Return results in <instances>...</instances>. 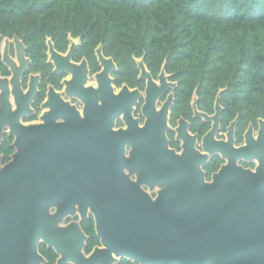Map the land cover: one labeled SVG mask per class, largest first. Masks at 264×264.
<instances>
[{
    "label": "flooded vegetation",
    "instance_id": "flooded-vegetation-1",
    "mask_svg": "<svg viewBox=\"0 0 264 264\" xmlns=\"http://www.w3.org/2000/svg\"><path fill=\"white\" fill-rule=\"evenodd\" d=\"M48 40L54 52L50 50ZM31 44L32 46L28 45L15 34H0V167L11 159L16 150L14 141L17 135L20 139L24 138L20 133H15V123L33 124L34 129L30 134L33 163H38L39 169L45 168L43 173L47 177L44 180L48 181L47 184L53 189L51 196H75L74 193L77 192L69 189L80 187L81 184L75 185L68 179V165L76 163H72L74 155H77V164L83 165L81 151L85 145L93 147L107 158L115 155V149L123 144L124 140H130L120 135L117 130L126 128L125 120L129 116L142 127L146 120L144 111L148 109H144L147 79L139 77L138 60L143 61L151 78L157 83L164 62L156 74H153L143 56H131L137 69L135 71L124 64L121 57L118 58L114 39L110 40V46L107 48L103 41H94L91 33L75 35L70 31L50 32L44 36L41 53L37 52L35 41H31ZM69 51L70 56L66 57ZM164 72L168 85L156 99L155 110L161 109L168 94L172 92L166 130L169 147L180 152L184 143L183 132L187 130L190 141L194 137L193 145L196 150L203 153L208 151V159L201 165L208 182L224 167V173L219 178L223 181V193H229L230 190L238 193L230 186V182H235L240 187L241 182L248 183L253 180L260 181L252 185L254 191L264 193V177L256 178L239 173L240 168L256 172L258 166L264 176V116L249 110L244 102L234 106L227 101V97L222 98L225 88H218L212 99H208V88H205L204 95L197 94L198 84L193 80H187L188 85L182 82L185 86L182 85V92L176 97L179 80L174 78L175 72H167L165 69ZM172 84L175 86L172 87ZM123 86H127L130 93L136 89L138 94L131 96L121 92ZM189 86L192 87L188 88ZM87 88L90 89L87 91ZM219 90L220 111L214 119L215 100ZM68 107L74 108L78 114L75 115ZM214 123L217 125L213 133L211 129ZM87 126L94 129V135L87 133ZM207 133L208 136L204 140ZM89 140L92 143L85 144ZM136 140L137 135L132 139V144H135ZM204 144L208 145L207 149H204ZM124 148L125 154L129 155L130 145L124 144ZM208 149L212 151L209 152ZM6 150H9V153H5ZM38 156L44 164L37 159ZM97 162L107 164L104 160ZM39 169H34V173ZM135 178V174H132L131 179ZM97 187L105 190L107 184L98 183ZM141 189L151 199L158 195L157 186L150 190L147 185H141ZM140 201L145 203L144 200H135L137 204ZM54 208L50 207V212H53ZM114 209H117L118 213H112V217L110 216L115 217L113 226L127 227L133 215L127 213L123 216L120 207ZM224 211V214L213 213V220H220L225 230L237 231L242 235L246 231V240L250 243L264 244V221L258 223L256 220L259 217L262 220L264 216L255 215L263 212L244 207H228ZM80 215H67L60 226L70 221H78L85 235L82 252L88 256L95 248L103 249L104 246L96 232L92 213L88 211L83 218ZM213 215L208 213V224L211 222L210 216ZM90 220L93 222V234L89 227ZM37 250L43 259L39 264H55L60 257L53 246H48L42 241L38 243ZM105 250V258H109L110 264H138L121 255L114 259L115 255L110 248L96 252L99 254L95 264H105L102 252ZM66 264L74 263L68 261Z\"/></svg>",
    "mask_w": 264,
    "mask_h": 264
},
{
    "label": "water",
    "instance_id": "water-1",
    "mask_svg": "<svg viewBox=\"0 0 264 264\" xmlns=\"http://www.w3.org/2000/svg\"><path fill=\"white\" fill-rule=\"evenodd\" d=\"M48 44L54 52L50 40ZM138 67L139 77L147 79L145 123L139 127L131 116L125 120L126 128L117 132L130 140H124L115 149V155L105 158L88 145L81 151L83 165L77 164V155H74L72 163H76L68 165V179L75 185L81 184L69 189L79 193H74L75 196H51L53 189L44 180L47 177L43 173L45 168L39 169L40 165L33 163L30 134L34 125L15 123V133L24 138L17 135L14 141L16 150L0 167V264H39L43 261L37 250L40 241L53 246L60 254L55 264L70 262L68 258L61 260L63 256L57 244L64 245L78 259H86L82 252L85 235L78 221L60 224L67 215L79 213L83 218L88 211L94 216L96 232L104 246L103 249L95 248L89 257L107 248H118L122 252H116L114 259L121 255L138 264H264V244L250 243L246 240V231L242 235L225 230L220 220H213V213L224 214L228 207L259 209L263 213L255 215L264 216V193H256L252 187L260 181L241 182L240 187L230 182L238 193L231 190L223 193V181L219 178L224 167L208 182L201 168L208 159V151L196 150L194 137L190 141L187 130L183 132L182 150L177 152L170 148L166 130L173 93L168 94L160 110H155L156 99L168 85L164 67L158 75V83L151 78L142 60H138ZM132 91L128 92L127 86L121 90L131 96L138 94L136 89ZM220 92L215 100L214 119L220 111ZM68 108L74 111V108ZM74 113L78 114L76 110ZM216 125L214 123L211 129L213 133ZM87 129L88 134L94 135L93 128ZM136 135L137 140L132 144ZM207 136L208 133L204 140ZM89 143L92 142L89 140L85 144ZM124 144L131 147L129 155L125 154ZM203 147L206 149L205 144ZM37 153H40L39 149ZM37 159L41 161L39 156ZM97 160H104L107 164H99ZM34 169L39 170L34 173ZM239 173L264 177L258 166L256 172L240 168ZM132 174L136 176L134 180ZM98 183H106V189L100 190ZM141 185H147L150 190L157 186L156 198L151 199ZM136 199L145 203L140 201L137 204ZM50 207L55 210L50 212ZM118 207L123 216L127 213L133 215L127 227L113 226L115 217L110 216L118 213L114 209ZM208 213L213 215L209 224ZM256 220L260 223L264 218ZM52 238L53 242H50Z\"/></svg>",
    "mask_w": 264,
    "mask_h": 264
},
{
    "label": "trees",
    "instance_id": "trees-1",
    "mask_svg": "<svg viewBox=\"0 0 264 264\" xmlns=\"http://www.w3.org/2000/svg\"><path fill=\"white\" fill-rule=\"evenodd\" d=\"M65 31L107 48L114 39L135 71L131 56L153 74L164 62L179 80L176 97L193 80L197 94L208 88L212 99L225 88L222 98L264 116V0H0V34L35 41L38 53L45 34Z\"/></svg>",
    "mask_w": 264,
    "mask_h": 264
},
{
    "label": "bare ground",
    "instance_id": "bare-ground-1",
    "mask_svg": "<svg viewBox=\"0 0 264 264\" xmlns=\"http://www.w3.org/2000/svg\"><path fill=\"white\" fill-rule=\"evenodd\" d=\"M207 145V144H206ZM207 148H208V145L206 146ZM206 148V149H207ZM209 150V152H211L212 151V149H208ZM58 204V206L59 207H61L62 205H59V203H57ZM58 215V214H57ZM50 242H53V238L52 239H50L49 240ZM58 245V247H60V250H61V254H62V258H61V260H64V259H67L68 258V260H70V262H73L74 264H95L96 263V261H97V259H98V254L99 253H93L90 257L89 256H87L86 257V259H84V260H80V259H78L76 256H75V254H72V253H70L67 249H66V247L64 246V245H61V244H57ZM61 247H65L64 249L63 248H61ZM109 249V248H108ZM111 250H112V253L114 254V255H117L116 254V252L118 253V252H122L121 251V249H118V248H111ZM103 252V255H104V259H105V264H110V261H109V258H105L106 257V250L105 251H102ZM67 260V261H68ZM57 264H62V262L61 261H59Z\"/></svg>",
    "mask_w": 264,
    "mask_h": 264
}]
</instances>
